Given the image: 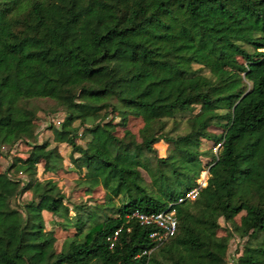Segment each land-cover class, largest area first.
<instances>
[{"label":"trees","instance_id":"16d2710c","mask_svg":"<svg viewBox=\"0 0 264 264\" xmlns=\"http://www.w3.org/2000/svg\"><path fill=\"white\" fill-rule=\"evenodd\" d=\"M57 110L51 146L39 113ZM59 144L74 190L102 202L70 208L38 177L62 169ZM0 156V264H264V0H0ZM169 207L177 230L157 246L128 217Z\"/></svg>","mask_w":264,"mask_h":264},{"label":"rangeland","instance_id":"374dc122","mask_svg":"<svg viewBox=\"0 0 264 264\" xmlns=\"http://www.w3.org/2000/svg\"><path fill=\"white\" fill-rule=\"evenodd\" d=\"M39 115L41 116L40 125L37 129L38 132V139L44 140L48 138L51 142V146H54L55 143L52 141V132L49 129L50 124H53L55 126H58L59 122L64 118V113L60 110H57L55 112H48L43 113L40 112ZM115 120H118V117L115 118ZM142 120L140 118H130L127 124V128L130 129L134 134L138 133L139 128L142 126ZM214 131H219L218 129H212ZM118 135L123 134V128L119 127L117 130ZM78 143H84L85 140L77 139ZM155 148L157 149L159 156H165L168 153V145L164 141H159L155 143ZM212 145L211 142H207L204 147L210 148ZM27 146L25 144H18L14 149H12V153L19 154L23 157L26 156V150ZM217 148H214L216 150ZM59 152L61 154V157L58 159L59 163L62 165V169L58 170L56 173L53 172H45L43 171L42 164L38 165V177L40 179H47V178H54L59 182V186H61L62 190L67 195V201L66 204L72 207L73 203H79L81 201H86L87 204L92 205L95 203H100L103 200V191L101 189H95L93 192H87L85 190H74V178H76V174L73 172L66 171L70 166H72V163L70 162L69 154H70V147L66 144H59ZM7 159L0 156V168H4L7 165ZM143 174L145 178L148 180V176L143 171ZM208 172L203 171L201 173V177L199 180H202L203 178H207ZM25 178L26 176L23 175ZM30 198V194H24L21 198V200H27ZM44 219H45V227L46 230L52 234L51 238V245L54 246L58 251L65 252L68 248L70 239H71V233L68 231L62 230L58 228L57 226H54L51 222L52 220H61L60 218L55 217L50 212H43ZM219 234L222 235L224 232L221 230L219 231ZM240 244L237 243V239H232L230 241V247H229V262L233 257V254L235 253L236 248H240ZM238 254V253H237ZM236 254V255H237ZM232 256V257H231Z\"/></svg>","mask_w":264,"mask_h":264},{"label":"built area","instance_id":"2783aa9c","mask_svg":"<svg viewBox=\"0 0 264 264\" xmlns=\"http://www.w3.org/2000/svg\"><path fill=\"white\" fill-rule=\"evenodd\" d=\"M205 184V178L198 180V185L187 191L183 196L179 197L177 202L181 203L185 200H194ZM128 217L136 219L142 226L152 227L149 237L156 246L174 236L177 230L176 211L175 209H170V207L163 211L151 213H144L135 210ZM121 231L122 227H119L107 238L110 247H113L114 243L118 240ZM149 252L144 251L143 254Z\"/></svg>","mask_w":264,"mask_h":264}]
</instances>
